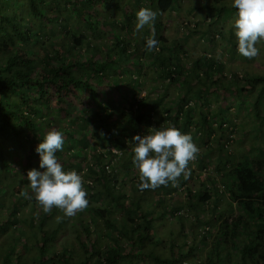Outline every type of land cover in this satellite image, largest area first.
<instances>
[{
    "label": "trees",
    "instance_id": "16d2710c",
    "mask_svg": "<svg viewBox=\"0 0 264 264\" xmlns=\"http://www.w3.org/2000/svg\"><path fill=\"white\" fill-rule=\"evenodd\" d=\"M141 7L157 12L158 51L146 50L150 27L136 31ZM208 7L217 11L218 23L229 14L225 4ZM178 8V0H0V240L7 235L0 241V264H264V149L257 157L232 153L223 129L224 98L215 115L205 110L222 88L248 94L259 85L255 109L264 101V76L244 84L237 77L227 85L219 75L221 62H181L183 45L170 40L164 26L166 13ZM200 35L210 44L217 40L215 31ZM149 79H157L153 90L147 89ZM172 84L183 91L166 102ZM169 125L210 144L199 146L188 179L181 175L175 187L141 191L132 177L139 176L132 138ZM53 128L64 135L59 162L81 175L87 192L88 207L74 217L55 207L37 217L40 205L29 187L28 171H44L35 149ZM211 162L221 177L208 172L196 186L194 174L209 170ZM219 180L227 197L217 188ZM29 202L32 210L22 216ZM185 207L199 218L200 212L215 214L194 231L192 242ZM165 215H174L180 227L175 232L172 222L159 235ZM55 216L62 219L47 229ZM216 218L225 219L206 258L197 259ZM22 225L27 229L20 230Z\"/></svg>",
    "mask_w": 264,
    "mask_h": 264
},
{
    "label": "rangeland",
    "instance_id": "374dc122",
    "mask_svg": "<svg viewBox=\"0 0 264 264\" xmlns=\"http://www.w3.org/2000/svg\"><path fill=\"white\" fill-rule=\"evenodd\" d=\"M232 3L233 0H178L179 8L177 10L167 12L164 21L166 35L170 38V40L175 38L178 40L179 44L183 45L182 53L178 52L181 62L186 63L189 61L192 63L195 60H200L202 62V60H205V58L217 60L223 64L222 72L219 75L223 76V82L227 85H229L230 82L232 83L236 81L237 77H239V80H241L240 84H244V80L248 77L254 75L264 76V40L258 42L257 44L259 49V55L257 57L249 59L239 54L237 50L238 41L235 35L236 29L234 27V21L237 18V10L232 7ZM223 4L227 5L229 8V14H225L222 20H220L218 23L215 21L217 19V11L211 10L208 6H216L220 8ZM214 22H216V24H214ZM201 31H215L217 39L216 42L213 44L208 43V39H206L205 36L200 35ZM155 70L156 69L154 68H149L147 72L149 75L156 76L154 73ZM156 80L157 79L147 80L148 90H153V86L156 88ZM165 85H167V83H165ZM259 90L260 86L257 85L253 93L245 94L242 91L241 94H239L238 92L236 93L234 91L232 92L222 88V90H220L221 95L215 94L210 96V104L205 108L206 111L211 112L210 114L212 116L213 114L215 115L221 106V98H224L225 121L223 123V129L225 136H227L226 141L229 143L228 146L231 152L239 157L244 154H249L251 157H257L258 149H264V125L261 122V117L264 116V101H262L258 107L256 106L255 109L253 107L256 95H258ZM182 91L183 86H180L179 84H172L170 85L169 89H167V96L175 97L177 94H179V92L181 93ZM232 99L236 100L234 105L231 102ZM241 100H245L244 105H239ZM169 101L170 100L167 99V102ZM258 108H260L261 116H258L257 114ZM222 119L223 118L220 116L217 118V121H221ZM214 127L218 130V132H223L222 129L218 127L217 123L214 124ZM205 140L206 143L202 142L201 144L199 140L194 141V143H196L198 148L199 146L204 148L210 142L209 139L205 138ZM210 159L212 160V156H210ZM194 166H196L195 163ZM208 169L209 170H206L202 173L197 170L198 172L194 174V182L196 183V186H198L200 179L202 177L204 178L208 172L211 173L210 177L217 176L218 179L221 177V174L216 173L212 162L210 163V167ZM199 174H202V176L200 177ZM132 177H134L137 183H139L138 174L135 173V175H132ZM137 185L138 184H136V187ZM217 188H219L221 194L226 193L224 196L227 197V187L224 185V183H221L220 180L218 181ZM179 192H184V189H179ZM130 193L134 194L133 192ZM182 196L183 197L180 196V199L185 197L184 194ZM143 202H145V200ZM30 203L31 202L26 203L21 207L20 212L22 216L31 212L32 205ZM220 204L221 205L219 208H223L224 203L221 202ZM219 208L218 210H220ZM36 210L38 214L37 217H39L40 212L43 211V209L42 207L38 206ZM181 212H183L185 214L184 216L189 219L185 226V232H187L188 239L191 242L195 237L194 231H198L200 227L204 226V220L213 218V216H215V214L209 212H200L201 218H199L198 215L191 213V210L188 207H185ZM238 213V211H235L231 215L228 214V218L232 219L237 216ZM57 217L58 216H55L52 219L53 222L51 224L49 223L46 225L47 229H50V226H56L58 223ZM85 217L88 222L91 220V224H93L94 219L92 214L90 215L88 212H86ZM39 219L40 218H37V221ZM163 219L164 222L163 226H161L159 229V235L160 233L165 234L166 230L171 229L172 222L174 224L173 230H175V232L178 231L177 228L180 227L178 226L180 223L174 215H165V218ZM224 219L225 218H216L211 220L207 242L206 244L204 242V246L202 245L197 251V259L202 260L206 258L207 251L212 246V241L215 240L216 234L219 232L218 224L220 222L222 223ZM72 221H74V219L71 218V222ZM156 221L158 223V220ZM194 221H200V224H194L191 226L190 222L192 223ZM23 227L27 229L28 226L22 225L19 229L22 230ZM8 232H12V230ZM27 233H30L29 229L27 230ZM6 237L7 235L1 237V240H5ZM21 238L23 241L24 236L21 235ZM197 240H201V237L198 235ZM12 242L17 244L16 241ZM57 246L58 248H61L60 244ZM30 253L31 252H29V254Z\"/></svg>",
    "mask_w": 264,
    "mask_h": 264
},
{
    "label": "clouds",
    "instance_id": "9594fccd",
    "mask_svg": "<svg viewBox=\"0 0 264 264\" xmlns=\"http://www.w3.org/2000/svg\"><path fill=\"white\" fill-rule=\"evenodd\" d=\"M232 7L237 9L234 27L238 41L237 50L240 55L252 59L259 55L258 42L264 40V0H233ZM136 31L148 26L152 34L146 37V50H159L155 38L154 21L157 12L141 7L136 13ZM144 95V93H143ZM133 164L139 171L137 187L144 191L160 186H177L183 175L188 179L191 175L189 163L197 158L199 148L190 133H182L174 125L161 126L158 130H149L147 135L133 136ZM64 135L53 128L45 133L43 140L36 147L40 156V171L32 168L28 171L30 189L35 200L45 213H51L55 207L64 216L74 217L84 211L89 204L83 180L75 170L65 171L56 153L63 150ZM21 195L31 199L27 191ZM62 217H57L61 220Z\"/></svg>",
    "mask_w": 264,
    "mask_h": 264
},
{
    "label": "crops",
    "instance_id": "0c3cea01",
    "mask_svg": "<svg viewBox=\"0 0 264 264\" xmlns=\"http://www.w3.org/2000/svg\"><path fill=\"white\" fill-rule=\"evenodd\" d=\"M169 98H170V96H167L166 99H165V101L167 102V99H169ZM171 101H172V100H171Z\"/></svg>",
    "mask_w": 264,
    "mask_h": 264
},
{
    "label": "built area",
    "instance_id": "2783aa9c",
    "mask_svg": "<svg viewBox=\"0 0 264 264\" xmlns=\"http://www.w3.org/2000/svg\"><path fill=\"white\" fill-rule=\"evenodd\" d=\"M113 150H114V149H113ZM114 152L119 154V151H118V150H114Z\"/></svg>",
    "mask_w": 264,
    "mask_h": 264
}]
</instances>
